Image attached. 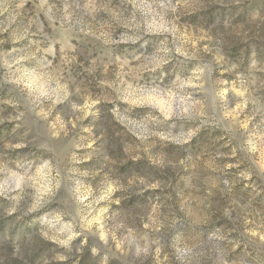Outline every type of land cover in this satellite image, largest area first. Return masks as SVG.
Returning a JSON list of instances; mask_svg holds the SVG:
<instances>
[{
    "label": "rangeland",
    "instance_id": "1",
    "mask_svg": "<svg viewBox=\"0 0 264 264\" xmlns=\"http://www.w3.org/2000/svg\"><path fill=\"white\" fill-rule=\"evenodd\" d=\"M0 264H264V0H0Z\"/></svg>",
    "mask_w": 264,
    "mask_h": 264
}]
</instances>
